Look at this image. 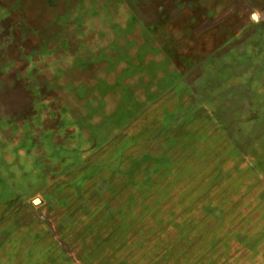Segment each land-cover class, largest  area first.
<instances>
[{"label": "rangeland", "instance_id": "374dc122", "mask_svg": "<svg viewBox=\"0 0 264 264\" xmlns=\"http://www.w3.org/2000/svg\"><path fill=\"white\" fill-rule=\"evenodd\" d=\"M0 264H264V0H0Z\"/></svg>", "mask_w": 264, "mask_h": 264}, {"label": "water", "instance_id": "95a60500", "mask_svg": "<svg viewBox=\"0 0 264 264\" xmlns=\"http://www.w3.org/2000/svg\"><path fill=\"white\" fill-rule=\"evenodd\" d=\"M253 17H254V18H257V15L254 14ZM39 202H40V199H36V200H35V203H39Z\"/></svg>", "mask_w": 264, "mask_h": 264}]
</instances>
